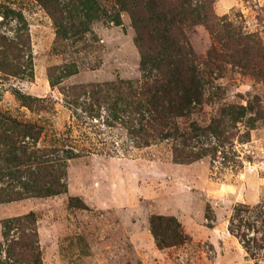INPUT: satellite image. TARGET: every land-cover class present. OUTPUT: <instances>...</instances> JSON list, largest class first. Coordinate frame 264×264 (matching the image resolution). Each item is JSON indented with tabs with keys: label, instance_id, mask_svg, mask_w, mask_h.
I'll return each instance as SVG.
<instances>
[{
	"label": "rangeland",
	"instance_id": "rangeland-1",
	"mask_svg": "<svg viewBox=\"0 0 264 264\" xmlns=\"http://www.w3.org/2000/svg\"><path fill=\"white\" fill-rule=\"evenodd\" d=\"M104 3L113 10V2ZM213 7L264 40V0H216ZM14 12L23 14V23ZM121 18L120 24L97 19L91 31L63 36L39 0H0V33L23 49L14 59L17 48L6 41L0 110L39 124L40 146L75 154L66 160L67 191L0 202V248L6 246L3 220L33 212L39 264H264V112L253 127L241 126L233 144L168 137L139 145L105 106L90 113V99L72 92L73 85L141 78L136 29L128 12ZM18 27L25 43L16 38ZM189 37L204 60L215 43L212 33L198 24ZM206 70L211 82L204 103L183 124L209 122L226 102L257 98L264 109V80L227 61ZM202 147L205 153L194 158ZM177 148L189 160L177 158ZM237 206L242 210L235 216ZM155 215L176 217L184 242L160 247ZM12 250L21 257L20 248ZM23 254L27 264L33 254ZM0 262L21 264L4 250Z\"/></svg>",
	"mask_w": 264,
	"mask_h": 264
},
{
	"label": "trees",
	"instance_id": "trees-1",
	"mask_svg": "<svg viewBox=\"0 0 264 264\" xmlns=\"http://www.w3.org/2000/svg\"><path fill=\"white\" fill-rule=\"evenodd\" d=\"M39 1L55 17L58 32L63 36L69 31L76 35L91 31L92 23L105 17L120 24L122 12L130 14L136 29V43L142 54L141 78L78 84L71 90L77 97L84 95L90 99L86 108L90 113L96 110V106H105L113 119L129 129L139 145L168 137L200 146L205 140L233 144L242 125L253 127L258 119L263 118V106L256 98L247 104L226 102L220 106L218 115L205 124L196 120L189 124L181 122L204 103L206 85L211 82L206 69H211L218 61L240 66L264 80V40L257 32H245L234 26L226 20L227 15L218 16L213 7L216 0ZM107 1L113 2V10L104 3ZM14 14L23 23V14ZM198 24H204L215 39L204 60L195 51L189 37V31ZM23 28L18 27L16 34L21 42L26 36ZM6 41L17 48L14 59H20L23 50L17 41L0 33V70L8 66ZM74 71L78 69L67 70L68 73ZM71 101L78 103L77 98ZM42 129L35 122L0 110V202L67 191L64 181L66 160L75 154H67V150L63 156L58 147L40 146ZM205 151L202 147L194 158L202 156ZM175 153L181 161L190 158L188 154L183 156L184 152L178 148ZM241 210L237 206L235 216ZM151 225L160 247L181 244L185 240L181 222L174 216L155 215L151 218ZM2 226L6 246L0 250L21 264L26 263L23 252L29 251L33 255L27 264H39L36 215L30 212L10 217L3 220ZM15 247L20 248L18 254L21 257H16L12 250Z\"/></svg>",
	"mask_w": 264,
	"mask_h": 264
}]
</instances>
